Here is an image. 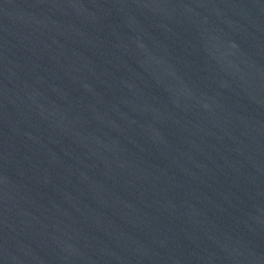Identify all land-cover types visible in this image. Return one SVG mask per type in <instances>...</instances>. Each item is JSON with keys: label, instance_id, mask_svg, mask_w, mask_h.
<instances>
[{"label": "water", "instance_id": "water-1", "mask_svg": "<svg viewBox=\"0 0 264 264\" xmlns=\"http://www.w3.org/2000/svg\"><path fill=\"white\" fill-rule=\"evenodd\" d=\"M0 264H264V0H0Z\"/></svg>", "mask_w": 264, "mask_h": 264}]
</instances>
